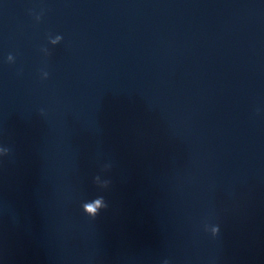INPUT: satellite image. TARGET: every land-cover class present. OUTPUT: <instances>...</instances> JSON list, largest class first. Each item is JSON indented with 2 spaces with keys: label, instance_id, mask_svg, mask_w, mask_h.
Returning <instances> with one entry per match:
<instances>
[{
  "label": "clouds",
  "instance_id": "1",
  "mask_svg": "<svg viewBox=\"0 0 264 264\" xmlns=\"http://www.w3.org/2000/svg\"><path fill=\"white\" fill-rule=\"evenodd\" d=\"M45 76L47 77V73H45Z\"/></svg>",
  "mask_w": 264,
  "mask_h": 264
}]
</instances>
